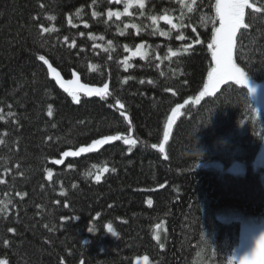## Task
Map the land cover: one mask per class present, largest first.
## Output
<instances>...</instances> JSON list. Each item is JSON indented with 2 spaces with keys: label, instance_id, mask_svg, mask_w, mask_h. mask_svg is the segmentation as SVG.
Here are the masks:
<instances>
[{
  "label": "trees",
  "instance_id": "obj_1",
  "mask_svg": "<svg viewBox=\"0 0 264 264\" xmlns=\"http://www.w3.org/2000/svg\"><path fill=\"white\" fill-rule=\"evenodd\" d=\"M242 1L232 57L261 83L264 0ZM123 6L0 0L1 264H238L241 224L218 216L264 217V114L246 86L188 103L166 155L156 147L205 85L217 0L109 15ZM139 44L147 56L129 58ZM214 160L246 171L203 165Z\"/></svg>",
  "mask_w": 264,
  "mask_h": 264
},
{
  "label": "rangeland",
  "instance_id": "obj_2",
  "mask_svg": "<svg viewBox=\"0 0 264 264\" xmlns=\"http://www.w3.org/2000/svg\"><path fill=\"white\" fill-rule=\"evenodd\" d=\"M124 6L122 9L110 11L109 15L120 17L130 13L134 5L142 6L144 0H120ZM241 9L243 18L246 12V4L242 0H217V12L219 15V25L215 28L213 38L210 42V50L213 64L209 70L203 89L194 97L185 103L176 105L169 115L165 126L163 141L156 147L166 155V144L168 143L174 125L183 112L184 107L190 103H198L204 97L215 93L220 85L225 81H232L238 85L249 88L253 97L256 110L259 114H264V82H253L245 71L241 70L232 57L231 41L233 31L239 19ZM147 48L139 44L136 48L129 50V58L146 57ZM67 82V87H69ZM73 97H75L73 95ZM78 100L76 96L74 98ZM205 167L213 168L220 171H226L232 174H242L246 171V165L241 161H234L229 165L221 161H207L203 164ZM255 167H264V141L254 162ZM222 221L228 222L237 220L241 224V243L235 252L238 264H264V217H247L244 215L230 213L218 216ZM166 231V224L162 223L157 226L154 236L159 243H163ZM134 264H153L148 255L136 257Z\"/></svg>",
  "mask_w": 264,
  "mask_h": 264
},
{
  "label": "bare ground",
  "instance_id": "obj_3",
  "mask_svg": "<svg viewBox=\"0 0 264 264\" xmlns=\"http://www.w3.org/2000/svg\"><path fill=\"white\" fill-rule=\"evenodd\" d=\"M1 264V263H0Z\"/></svg>",
  "mask_w": 264,
  "mask_h": 264
}]
</instances>
